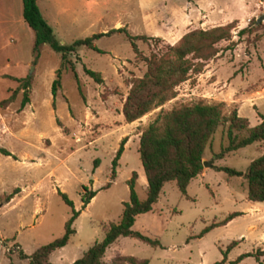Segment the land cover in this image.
Listing matches in <instances>:
<instances>
[{"label":"rangeland","instance_id":"rangeland-1","mask_svg":"<svg viewBox=\"0 0 264 264\" xmlns=\"http://www.w3.org/2000/svg\"><path fill=\"white\" fill-rule=\"evenodd\" d=\"M20 4V0H0V98L16 86L13 77L30 79L28 101L21 109V90L0 108V147L11 153L0 152V264H28L18 257V250L29 254L61 235L71 208L57 191L79 213L66 243L49 253L51 264L79 257L101 239L110 222L119 219L132 171L135 193L143 199L146 181L138 134L159 109L203 98L223 101L225 113L234 108L249 125L264 117V0H36L59 42L118 26L130 34L158 36L134 40L140 55L163 50L193 23L200 27V20L186 19L195 7L204 11L207 27L236 20L231 37L215 43L218 52L204 61L200 72L180 82L174 97L130 122L120 112L126 81L141 75L145 65L124 33L94 39L101 52L78 45L68 53L72 69L64 62L52 97L50 84L60 53L46 43L37 53L32 51L33 34L21 17ZM259 14L263 17L255 22ZM250 18L254 22L238 37L236 31ZM230 40L238 42L225 49ZM83 67L98 71L102 82L96 83ZM122 137L126 139L110 178L111 160ZM226 142L224 126H218L202 153L211 164L202 165L204 174L190 179L185 193L174 180L164 181L151 208L135 215L131 229L157 240L156 245L133 235L118 236L106 247L103 259L129 254L146 258L147 264L219 260L218 264H264V201L247 199L241 175L215 168L226 165L243 171L250 159L264 152V143L254 141L215 157ZM15 187L17 191L5 201V194ZM85 190H94V195L81 207ZM231 211L240 214L200 233ZM245 252L252 254L238 257Z\"/></svg>","mask_w":264,"mask_h":264},{"label":"trees","instance_id":"trees-1","mask_svg":"<svg viewBox=\"0 0 264 264\" xmlns=\"http://www.w3.org/2000/svg\"><path fill=\"white\" fill-rule=\"evenodd\" d=\"M21 15L32 31V51L34 53H37L39 45L42 43H46L51 49L60 53V65L55 69L50 84L52 97H54L59 86L60 70L64 62L72 69V63L66 59V55L73 52L78 45H84L101 52L102 50L95 45L94 39L101 35L122 32L129 39L133 53L140 55L134 40L158 39V36L130 34L124 26H118L75 38L69 43H61L55 38L50 25L39 12L36 0H21ZM234 22L236 20L233 19L206 28L188 29L175 42L167 44L163 50L159 52L152 50L147 55H140L145 68L141 75L132 76L126 81L128 89L120 107L123 120L125 122L133 121L174 97L176 94L175 87L187 79L191 73L200 72L204 61L216 55L219 49L215 43L231 37L230 30L234 26ZM253 22L254 19L250 18L245 26L236 31L237 36L240 37L248 31ZM237 42V40H230L224 48L228 49ZM83 70L96 83L102 82V77L98 71L86 67H83ZM13 79L17 81V84L7 96L0 98V108L6 107L14 99L18 90H21L18 108L21 109L28 101L29 77H13ZM223 107L224 103L221 100L207 101L198 98L188 102H180L168 109H159L155 116L140 129L138 134L137 151L146 181L144 198H137L134 190L136 172L132 171L126 180L128 199L122 201L119 219L116 222H110L101 239L87 246L79 257L63 264H147L146 258L129 254H117L109 261H104L102 256L105 248L118 236L133 235L152 245L158 243L157 240L150 239L131 229L135 215L151 208L161 185L166 180H174L179 191L185 193V187L189 180L202 169L203 150L218 126H224L227 142L214 153L215 157H220L226 151L237 149L254 141L264 143L263 116L258 123L249 125L247 119L239 116L234 108L225 113ZM125 139V137L120 139L115 155L111 160L110 178L115 176L114 167ZM0 152L5 155L11 154L2 147H0ZM215 168L223 170L229 175H241L246 181L247 199L264 201V152L250 159L243 171L226 165H217ZM108 184L107 181L104 186L106 187ZM16 191L17 188L15 187L11 192L5 194V201ZM57 193L70 206V214L63 223L61 235L39 245L29 254H24L18 250V257L26 258L28 264H51L48 260L49 253L64 245L68 236L74 232L71 223L79 210L72 207L71 201L63 192L57 191ZM93 195L94 190H85L81 207H84ZM238 214H240L238 211L228 212L221 220L205 226L200 233L213 225L224 224ZM234 243L235 241H232L229 245ZM248 254L252 253L245 252L238 257ZM219 262L220 260L214 261L212 264Z\"/></svg>","mask_w":264,"mask_h":264},{"label":"crops","instance_id":"crops-1","mask_svg":"<svg viewBox=\"0 0 264 264\" xmlns=\"http://www.w3.org/2000/svg\"><path fill=\"white\" fill-rule=\"evenodd\" d=\"M20 3H21V0H20ZM187 5H188V7H189V1L187 2ZM20 7H21V4H20ZM192 11H188V13H187V15H188V18H186L187 20H191V21H193V22H195V21H199L200 20V23H203V24H201V28H206L207 27V23L205 24L204 23V19L206 18V16H205V14H204V11H201V10H197L196 9V7H195V9L193 10V9H191ZM195 13V14H192V13ZM21 17H22V15H21ZM23 19V18H22ZM246 19H248V17H246L245 18V20ZM235 20V19H234ZM24 21V20H23ZM228 22V21H227ZM221 24V23H220ZM197 25H194V23L193 24H191L190 26H189V29L190 28H194V27H196ZM199 27V26H198ZM210 27V26H209ZM225 91H226V93L227 94H230L226 89H224ZM204 157L202 156V159H203ZM204 167H202V169H201V171L197 174V175H200V176H202L203 174H204ZM192 179V178H191ZM109 246V245H108ZM106 249V248H105ZM105 251V250H104ZM104 254V253H103ZM102 259H103V256H102ZM104 260V259H103ZM110 259H108V260H104V261H109Z\"/></svg>","mask_w":264,"mask_h":264},{"label":"water","instance_id":"water-1","mask_svg":"<svg viewBox=\"0 0 264 264\" xmlns=\"http://www.w3.org/2000/svg\"><path fill=\"white\" fill-rule=\"evenodd\" d=\"M263 17V14H259L256 18H255V22H258L261 18ZM201 164L204 165H211L210 162L206 163V160L201 159Z\"/></svg>","mask_w":264,"mask_h":264}]
</instances>
